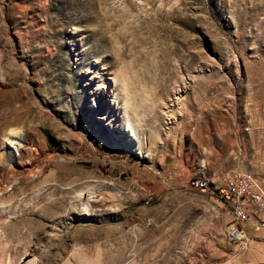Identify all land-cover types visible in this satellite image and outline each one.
<instances>
[{
  "label": "rangeland",
  "instance_id": "rangeland-1",
  "mask_svg": "<svg viewBox=\"0 0 264 264\" xmlns=\"http://www.w3.org/2000/svg\"><path fill=\"white\" fill-rule=\"evenodd\" d=\"M192 176L264 187V0H0V264L242 254Z\"/></svg>",
  "mask_w": 264,
  "mask_h": 264
},
{
  "label": "built area",
  "instance_id": "built-area-1",
  "mask_svg": "<svg viewBox=\"0 0 264 264\" xmlns=\"http://www.w3.org/2000/svg\"><path fill=\"white\" fill-rule=\"evenodd\" d=\"M188 186L203 194L220 190L225 201L231 203L229 215L232 223L225 230V236L235 248L242 251L249 246L251 239H264V187L250 177L228 181L224 184L225 189H221L216 183L192 176L188 179Z\"/></svg>",
  "mask_w": 264,
  "mask_h": 264
},
{
  "label": "crops",
  "instance_id": "crops-1",
  "mask_svg": "<svg viewBox=\"0 0 264 264\" xmlns=\"http://www.w3.org/2000/svg\"><path fill=\"white\" fill-rule=\"evenodd\" d=\"M214 264H264V242L252 240L249 249L242 254L237 253L232 259Z\"/></svg>",
  "mask_w": 264,
  "mask_h": 264
},
{
  "label": "bare ground",
  "instance_id": "bare-ground-1",
  "mask_svg": "<svg viewBox=\"0 0 264 264\" xmlns=\"http://www.w3.org/2000/svg\"><path fill=\"white\" fill-rule=\"evenodd\" d=\"M21 129L19 128H12L8 135H7V143L9 144V149L12 150V152H20V150L24 147L23 145V139L24 134L22 133ZM12 159V153L10 152V156ZM14 158V154H13Z\"/></svg>",
  "mask_w": 264,
  "mask_h": 264
}]
</instances>
